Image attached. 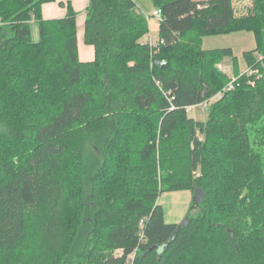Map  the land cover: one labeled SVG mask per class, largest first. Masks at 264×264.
<instances>
[{
	"label": "trees",
	"instance_id": "16d2710c",
	"mask_svg": "<svg viewBox=\"0 0 264 264\" xmlns=\"http://www.w3.org/2000/svg\"><path fill=\"white\" fill-rule=\"evenodd\" d=\"M53 1L0 0V264H264V170L249 137L264 124V0L240 17L231 0H150L154 48L133 0H88L89 62L69 4L42 18ZM231 32L253 33L243 58L258 74L236 76L196 121L185 108L223 90L215 66L231 59L202 40ZM127 149L135 163L119 158ZM237 189H249L246 209ZM193 190L198 216L166 223L159 194Z\"/></svg>",
	"mask_w": 264,
	"mask_h": 264
},
{
	"label": "rangeland",
	"instance_id": "374dc122",
	"mask_svg": "<svg viewBox=\"0 0 264 264\" xmlns=\"http://www.w3.org/2000/svg\"><path fill=\"white\" fill-rule=\"evenodd\" d=\"M146 2L147 4H149L148 6L149 8L148 10L143 8V11L146 13V17L148 18L150 22V30H151L150 34L146 37V39L151 43H156L159 39L158 32H156V25L158 24V21L154 17H152V12H151L152 8L150 5L151 1L146 0ZM251 4H252L251 0H235L233 5L238 15H246L248 10L251 7ZM136 7L137 9H139L138 6ZM30 25H31L30 26L31 27V38L33 42H37L39 39L37 24L32 22ZM255 45H256L255 38H254L253 33L251 32H231V33H226V34H217V35L206 36L202 40L203 49H206V50L230 49L231 50V59L225 58L215 66L216 69L223 76L226 77V79L239 76L240 73L238 74V69L241 71L244 70L243 72L248 71V69L246 70L245 68L243 56L246 52L253 50L255 48ZM232 58H234V60H232ZM234 64L236 68L234 67ZM207 113H208L207 108H203L202 106L197 105L193 109L190 110V112L188 113V116L196 121H206L208 117ZM136 127L138 128V130L135 128L136 130L134 132L136 134H134V136H131V140L133 144L139 141L137 133L139 131L140 126H136ZM139 132H141V129ZM198 137L200 138V140L203 139V136L201 134H198ZM249 137L251 141H253V138H256V144H257L256 149L259 150V153H260L259 155H260L263 170H264V124L254 125L253 128L249 131ZM135 151H137V148L135 149ZM126 152H125L126 154L122 153L119 156V158H121V160L123 161L125 160L126 164L129 163L127 162V158H128V161L131 160L132 163H135L136 162L135 155L133 156V154H130L131 152L129 151V149H127ZM155 156L156 158H158L160 155L159 153H156ZM177 158L180 159L181 158L180 155H178ZM191 176L193 179L199 178L200 176L199 169L193 172ZM247 190L249 189L231 190L235 198L237 197L238 199L237 202L234 203V205L236 206V209H240L241 207L246 209V205L249 202V195L247 193ZM221 193H222V189H215V192H213V194H216V197H218V195L220 196ZM224 193L226 194L227 192L224 191ZM201 199H202V193L198 190L172 191V192L160 193L157 199V203L163 207L164 214H165L164 221L166 223H174V224L182 225V224H185L189 218L198 216V214L200 213V207L195 206L193 203L198 204L201 201ZM239 215L240 217H242L240 221L242 225H244V223H248L249 219L247 216H245L244 209L240 211ZM215 225L216 224H214V227ZM216 227H218V225H216ZM245 234H246V231H244V235ZM247 247H246V252H249V253L252 252L253 249H250L251 247L247 249Z\"/></svg>",
	"mask_w": 264,
	"mask_h": 264
},
{
	"label": "crops",
	"instance_id": "0c3cea01",
	"mask_svg": "<svg viewBox=\"0 0 264 264\" xmlns=\"http://www.w3.org/2000/svg\"><path fill=\"white\" fill-rule=\"evenodd\" d=\"M197 1H204V0H197ZM234 1L235 0H231L232 6H233V9L235 12V16L240 17L241 15H238L237 12L235 11V7L233 5ZM133 2L135 3L136 6H138L140 12H142L146 16V13L143 11V8H145L146 10H148V8H149L148 7L149 4H147L146 0H133ZM68 4L72 7V9L77 14V47H78L77 50H78L79 60L81 62L92 61L94 58L93 48L91 46H86L83 43V32H84L83 25H84V21H85V10H86L87 4H88V0H54L51 3H47V4H44L41 6L42 18L45 20L63 18L66 15V7ZM150 5L152 8L151 12L153 13L155 11V8L153 7L151 2H150ZM158 24H159V22H158ZM158 24L156 25V32H158ZM150 32H151V30H150V22H149V33L146 34L141 39V42H143V43L149 42L146 39V37L150 34ZM158 38H159V36H158ZM243 71L244 70L241 71L238 69V74L239 73L242 74ZM163 213H164V210H163ZM168 224H174V223H168Z\"/></svg>",
	"mask_w": 264,
	"mask_h": 264
},
{
	"label": "built area",
	"instance_id": "2783aa9c",
	"mask_svg": "<svg viewBox=\"0 0 264 264\" xmlns=\"http://www.w3.org/2000/svg\"><path fill=\"white\" fill-rule=\"evenodd\" d=\"M152 17H154L158 22H160V20H161V19H160V13H159L158 10H155V11L152 13ZM148 44L150 45L151 48H154V47L156 46L157 43H151V42H148ZM261 59H262V58L259 57V60H261ZM158 64H159L160 66H162V65H165V62L162 61V62H159ZM257 74H258V72H257L256 70H252V69H248V71L245 72V75H246L247 77H252V76H255V75H257ZM253 84H254V83L251 82V81H249V83H248V85L251 86V87L254 86ZM236 86H238V84H237V78H236V77H231V78L229 79V82H228L227 85L223 88V90H222L221 92L217 93V94L214 95L212 98H210V99L207 100V101H204L203 103L199 104L198 106H202L203 108H207V107L209 106V104H211L212 102L217 101L218 99H220L224 93H226V92H230V91L234 90ZM193 108H194V106L186 107V108H185V111H186L187 113H189L190 110L193 109ZM142 223H143V222L141 221V224H140V225H142Z\"/></svg>",
	"mask_w": 264,
	"mask_h": 264
}]
</instances>
